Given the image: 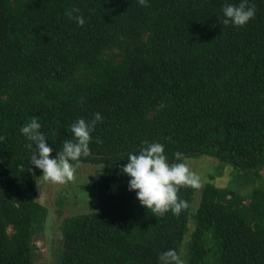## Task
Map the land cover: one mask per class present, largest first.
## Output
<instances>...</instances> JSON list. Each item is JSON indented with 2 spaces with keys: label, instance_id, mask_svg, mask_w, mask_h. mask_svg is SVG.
<instances>
[{
  "label": "trees",
  "instance_id": "obj_1",
  "mask_svg": "<svg viewBox=\"0 0 264 264\" xmlns=\"http://www.w3.org/2000/svg\"><path fill=\"white\" fill-rule=\"evenodd\" d=\"M228 2L0 0V264L33 263L48 215L21 126L35 117L54 156L97 112L79 162L101 165L100 210L63 220L59 264H161L167 250L181 264L189 233L186 264H264V184L244 195L207 182L193 212L196 188L179 186L187 206L155 216L120 171L145 141L173 163L179 152L264 168V0H249L243 26L221 23Z\"/></svg>",
  "mask_w": 264,
  "mask_h": 264
},
{
  "label": "clouds",
  "instance_id": "obj_2",
  "mask_svg": "<svg viewBox=\"0 0 264 264\" xmlns=\"http://www.w3.org/2000/svg\"><path fill=\"white\" fill-rule=\"evenodd\" d=\"M140 5H147L148 0H138ZM223 19L221 23H229L234 26H243L256 14L255 5L249 0H238L237 3H225L222 6ZM78 13V9L68 12V16L77 23L83 24L84 19ZM99 112L93 114V119L86 121L79 118L71 125V132L74 140H65L61 150L54 156L50 155L53 148L46 143L45 135L39 131L41 125L33 117L20 128L27 140L31 141L27 145L33 149L30 155V163L41 170L44 180L57 184H64L74 179L76 165L72 162H79L82 154L89 151V142L92 139L90 133L97 121L101 120ZM99 142V140H97ZM146 146H142L138 152H129L127 162L120 171L128 176V189L135 191V196L139 203L152 213L164 214L171 211L179 214L181 209L186 207V202L179 199L177 191L179 186H199V178L190 171L186 163L180 161L181 153H175L177 162H169L164 154V145L155 141H145ZM86 191V190H85ZM169 258L175 259L171 250L160 254L161 264H169Z\"/></svg>",
  "mask_w": 264,
  "mask_h": 264
},
{
  "label": "rangeland",
  "instance_id": "obj_3",
  "mask_svg": "<svg viewBox=\"0 0 264 264\" xmlns=\"http://www.w3.org/2000/svg\"><path fill=\"white\" fill-rule=\"evenodd\" d=\"M181 162L186 163L190 171L199 178V186L195 187L192 212L199 205L202 188L207 182H213L219 187L236 188L244 195H249L256 185L264 184V168L258 173L246 171L209 155L185 157ZM74 165L76 170L72 181L57 184L44 180L42 176L38 179V198L47 207L48 215L33 239L32 264H59V255L63 248V220L71 215L100 210L96 189L92 184L98 180L101 165L85 162ZM193 228L194 223L191 220L190 232ZM189 238L190 233L181 245V264H186V245Z\"/></svg>",
  "mask_w": 264,
  "mask_h": 264
}]
</instances>
